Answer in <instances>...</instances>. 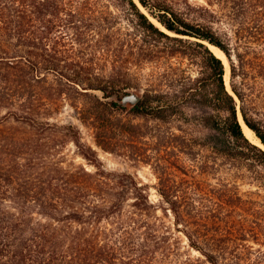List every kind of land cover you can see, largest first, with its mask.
Instances as JSON below:
<instances>
[{
	"label": "trees",
	"instance_id": "obj_1",
	"mask_svg": "<svg viewBox=\"0 0 264 264\" xmlns=\"http://www.w3.org/2000/svg\"><path fill=\"white\" fill-rule=\"evenodd\" d=\"M64 1L0 0V264H194L191 259L171 260L180 241L158 214L159 205L134 176L103 169L93 162L94 149L80 142L76 127L50 121L60 111L64 92L59 86L64 80L84 89L104 90L106 95L127 86L119 81L102 88L78 72L63 73L59 50H52L48 43L47 24L50 16L62 21ZM124 2L129 20L150 37L183 40L157 26L137 1ZM139 2L168 31L220 48L230 61L233 80H245L255 69L248 52L232 48L211 24L187 20L170 0ZM262 3L264 16V0ZM240 25L236 31L239 46L245 33L258 31L259 24L244 20ZM197 44L205 48L207 77L191 80L178 93L159 95L149 90L135 105L136 112L145 115L159 107L169 110L173 100L202 102L210 109L205 126L211 131L212 149L225 159L264 168V149L249 139L239 118L235 95L241 101L245 123L264 144V118L249 100L246 82L238 85L233 81L235 95L231 93L223 59L206 44ZM50 73L60 76L53 87L49 85ZM101 121L98 118V123ZM104 127V131L109 128ZM70 140L95 164L96 172L66 164L61 158L58 150ZM163 196L168 207L162 209L174 215V230L188 237L189 245L205 256V262L238 264L239 248L202 246L208 235L203 229L191 228L190 213L182 201Z\"/></svg>",
	"mask_w": 264,
	"mask_h": 264
},
{
	"label": "rangeland",
	"instance_id": "obj_2",
	"mask_svg": "<svg viewBox=\"0 0 264 264\" xmlns=\"http://www.w3.org/2000/svg\"><path fill=\"white\" fill-rule=\"evenodd\" d=\"M135 1L157 26L183 40L147 35L129 20L124 0H65L60 11L62 21L50 16L47 24L48 43L52 50H59L63 73L78 72L102 88L119 81L127 86L106 95L104 90L84 89L80 84L64 80L59 86L64 92L60 111L50 121L76 127L80 142L95 151L93 162L107 171L134 176L148 190L150 199L159 205L158 214L172 226L174 237L180 241L171 260L179 263L191 259L194 264H210L200 251L189 245L183 232L174 230V215L171 210L165 213L162 209L168 207L163 195L182 201L190 213L191 228L203 229L208 235L202 246L237 247L238 264H264V168L225 159L212 149L211 131L205 126L210 109L202 102L173 100L169 110L159 107L150 111L155 115L150 112L140 115L135 105L123 103L126 94L136 93L143 98L149 90L159 95L178 93L191 80L208 75L205 48L197 42L211 49L210 43L168 31L139 0ZM236 1L170 0L184 18L211 24L231 42L232 48L248 52L255 69L245 80L242 77L233 80L230 61L219 48L226 57L223 62L227 88L235 95L233 81L238 85L246 82L244 90L257 107L258 116L264 118L263 3L262 0ZM207 8L218 13L207 12ZM244 20L259 25L258 31L245 33L241 48L236 31ZM59 78L56 73H50V87ZM235 97L241 121V101ZM98 118L102 123H98ZM104 126L109 128L104 131ZM255 136L262 143L256 133ZM250 140L264 148L263 143ZM58 151L66 164L97 171L95 164L80 154L73 140Z\"/></svg>",
	"mask_w": 264,
	"mask_h": 264
},
{
	"label": "bare ground",
	"instance_id": "obj_3",
	"mask_svg": "<svg viewBox=\"0 0 264 264\" xmlns=\"http://www.w3.org/2000/svg\"><path fill=\"white\" fill-rule=\"evenodd\" d=\"M211 49L215 52V54L219 57H221L222 59H225V55L224 53L219 49L217 48L216 46H213V45H210ZM241 116V115H240ZM241 122H242V125H243V129H244V132L246 133V135L252 139L253 141H256V143L262 145V143H260L259 139L255 136V133L254 131H252L246 124L245 122L243 121V118L241 117Z\"/></svg>",
	"mask_w": 264,
	"mask_h": 264
},
{
	"label": "water",
	"instance_id": "obj_4",
	"mask_svg": "<svg viewBox=\"0 0 264 264\" xmlns=\"http://www.w3.org/2000/svg\"><path fill=\"white\" fill-rule=\"evenodd\" d=\"M212 45V44H209ZM214 46V45H213ZM142 99V96L140 94L132 93V94H126L123 97V103L125 105L131 104V105H136L140 100ZM244 120V118H243ZM245 122V121H244ZM261 147V146H260ZM264 149V148H263Z\"/></svg>",
	"mask_w": 264,
	"mask_h": 264
}]
</instances>
